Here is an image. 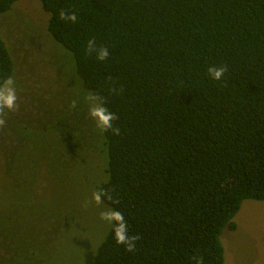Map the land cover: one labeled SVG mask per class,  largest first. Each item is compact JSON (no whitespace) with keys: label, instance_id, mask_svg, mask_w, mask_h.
Returning <instances> with one entry per match:
<instances>
[{"label":"trees","instance_id":"trees-1","mask_svg":"<svg viewBox=\"0 0 264 264\" xmlns=\"http://www.w3.org/2000/svg\"><path fill=\"white\" fill-rule=\"evenodd\" d=\"M38 1L84 89L118 117L97 190L138 239L117 244L113 220L91 264H225L224 229L264 201V0ZM93 38L107 60L87 53ZM14 70L0 34V80Z\"/></svg>","mask_w":264,"mask_h":264},{"label":"rangeland","instance_id":"rangeland-1","mask_svg":"<svg viewBox=\"0 0 264 264\" xmlns=\"http://www.w3.org/2000/svg\"><path fill=\"white\" fill-rule=\"evenodd\" d=\"M48 21L38 0L0 15L19 105L0 128V264H91L113 223L93 200L107 179L104 138ZM233 221L221 236L225 264H264V201L245 200Z\"/></svg>","mask_w":264,"mask_h":264},{"label":"clouds","instance_id":"clouds-1","mask_svg":"<svg viewBox=\"0 0 264 264\" xmlns=\"http://www.w3.org/2000/svg\"><path fill=\"white\" fill-rule=\"evenodd\" d=\"M59 19L65 22L75 23L77 21V15L74 12L61 9L59 11ZM86 51L89 55L95 53L96 59L99 61L107 60L110 54L107 47H97L94 38L87 41ZM226 72V66L212 67L209 69L211 78L214 80H220ZM86 100L89 105L88 115L95 121L99 131L105 133L111 130L114 135H119L120 129L114 127L112 123L118 117L105 106L103 99L94 93H89ZM76 105L77 101L73 100L72 107L75 108ZM18 107L16 81L12 77H6L0 80V128L5 126L7 114L17 111ZM101 196V192H94L93 200L97 204H100L102 202ZM109 199H111V197H109ZM100 218L102 220L118 221L119 226L114 229L116 243L124 245L129 252L135 250V241L138 237H129L127 235V226L124 222L123 215L119 211L101 212Z\"/></svg>","mask_w":264,"mask_h":264}]
</instances>
